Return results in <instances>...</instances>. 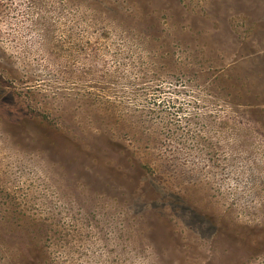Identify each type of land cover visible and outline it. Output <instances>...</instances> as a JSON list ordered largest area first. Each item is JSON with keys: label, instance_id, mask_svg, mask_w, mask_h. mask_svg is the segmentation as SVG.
I'll return each instance as SVG.
<instances>
[{"label": "rangeland", "instance_id": "rangeland-1", "mask_svg": "<svg viewBox=\"0 0 264 264\" xmlns=\"http://www.w3.org/2000/svg\"><path fill=\"white\" fill-rule=\"evenodd\" d=\"M0 264H264V0H0Z\"/></svg>", "mask_w": 264, "mask_h": 264}]
</instances>
